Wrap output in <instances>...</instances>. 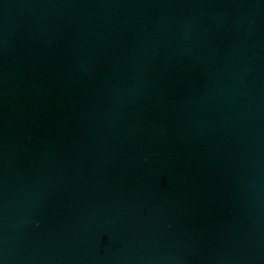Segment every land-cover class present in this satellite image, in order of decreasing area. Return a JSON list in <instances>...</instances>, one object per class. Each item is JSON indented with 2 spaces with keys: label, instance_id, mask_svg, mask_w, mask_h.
Here are the masks:
<instances>
[{
  "label": "water",
  "instance_id": "obj_1",
  "mask_svg": "<svg viewBox=\"0 0 264 264\" xmlns=\"http://www.w3.org/2000/svg\"><path fill=\"white\" fill-rule=\"evenodd\" d=\"M0 264H264V0H0Z\"/></svg>",
  "mask_w": 264,
  "mask_h": 264
}]
</instances>
